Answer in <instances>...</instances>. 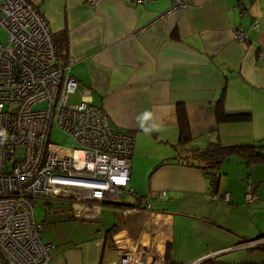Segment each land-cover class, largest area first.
<instances>
[{"label": "crops", "instance_id": "obj_1", "mask_svg": "<svg viewBox=\"0 0 264 264\" xmlns=\"http://www.w3.org/2000/svg\"><path fill=\"white\" fill-rule=\"evenodd\" d=\"M31 1L53 34L69 35L72 74L79 81L73 100L90 93L91 103L105 110L115 130L135 136L130 187L142 198L165 191L169 204L180 202L162 260L196 264L210 257L203 264H264V245L254 243L264 239V165L248 167L234 156L222 164L220 183L213 188L175 149L179 105L189 115L191 148L264 142V57L259 56L264 0H183L184 7L168 14L171 0H101L96 6L87 0ZM239 29L248 40L234 38ZM219 107L249 119L219 122ZM227 193L230 203L223 202ZM69 204L72 216L93 215ZM49 215L36 218L41 228ZM106 240L107 231L63 254L53 248L52 264H112L114 251Z\"/></svg>", "mask_w": 264, "mask_h": 264}, {"label": "built area", "instance_id": "obj_2", "mask_svg": "<svg viewBox=\"0 0 264 264\" xmlns=\"http://www.w3.org/2000/svg\"><path fill=\"white\" fill-rule=\"evenodd\" d=\"M100 1L87 0L93 6ZM171 1L169 13L185 6ZM1 31L7 38L0 39V264H52L54 245L42 239L33 202L55 198L68 199L77 211L98 213L112 235V264H167L163 246L180 202L169 204L165 191L142 198L130 187L135 136L115 130L90 93L73 100L79 88L73 59L62 63L53 32L31 0H0ZM234 38L248 40L243 29ZM54 129L76 146L51 142ZM120 194L133 195V203L117 205ZM253 197L249 188L247 198ZM223 200L230 203L232 196ZM143 217L153 222L146 226ZM254 243L264 245V239Z\"/></svg>", "mask_w": 264, "mask_h": 264}, {"label": "trees", "instance_id": "obj_3", "mask_svg": "<svg viewBox=\"0 0 264 264\" xmlns=\"http://www.w3.org/2000/svg\"><path fill=\"white\" fill-rule=\"evenodd\" d=\"M53 37L58 56L62 63H66L70 57L69 35L66 31H61L54 33ZM217 113L219 122H240L249 119V116L245 115H227L220 107ZM177 117L180 131L179 142L175 145L177 154L186 159L188 166L201 169L213 188L220 183L222 164L234 156H239L248 167L264 165V142L248 146H226L220 142H213L205 148H191L193 134L189 115L184 105L178 106ZM107 233V239L112 238L111 232ZM168 260H170V254L167 256Z\"/></svg>", "mask_w": 264, "mask_h": 264}, {"label": "rangeland", "instance_id": "obj_4", "mask_svg": "<svg viewBox=\"0 0 264 264\" xmlns=\"http://www.w3.org/2000/svg\"><path fill=\"white\" fill-rule=\"evenodd\" d=\"M7 35L4 31L0 32V39L5 41ZM51 142L60 145L66 149H72L76 146V142L54 129L51 134ZM121 198L131 201L129 195H121ZM53 204L48 205L43 200L33 202L35 215L37 219H43L46 212L50 213V218L46 221L42 230V239L45 243L54 244L53 253L63 254L71 248H77L75 245H84L87 242L101 239L107 231L102 218L91 210L93 215L89 217L71 215L69 209V200L65 198H55L50 200ZM134 201V200H133ZM132 201V202H133ZM53 212H58L57 216ZM111 244V245H110ZM113 245L112 238L106 240V248ZM260 246V245H258Z\"/></svg>", "mask_w": 264, "mask_h": 264}, {"label": "bare ground", "instance_id": "obj_5", "mask_svg": "<svg viewBox=\"0 0 264 264\" xmlns=\"http://www.w3.org/2000/svg\"><path fill=\"white\" fill-rule=\"evenodd\" d=\"M79 82V81H78ZM127 217H130V218H133V219H138L140 216H138V215H135V214H129ZM157 220V223L158 224H161L163 221H164V219L162 218V217H159L158 219H156ZM142 221L145 223V225L146 226H148V224H150L151 223V221L153 222V219H151V220H149V219H146V218H142ZM145 244H146V241H145Z\"/></svg>", "mask_w": 264, "mask_h": 264}, {"label": "water", "instance_id": "obj_6", "mask_svg": "<svg viewBox=\"0 0 264 264\" xmlns=\"http://www.w3.org/2000/svg\"><path fill=\"white\" fill-rule=\"evenodd\" d=\"M169 10H170V9H169ZM169 10L166 12V14L169 13ZM117 205H120V206H130V203L125 202V201H120V202H117ZM209 260H210V257H207V258H205L204 260H202V261H200L199 263H196V264L207 263Z\"/></svg>", "mask_w": 264, "mask_h": 264}, {"label": "flooded vegetation", "instance_id": "obj_7", "mask_svg": "<svg viewBox=\"0 0 264 264\" xmlns=\"http://www.w3.org/2000/svg\"><path fill=\"white\" fill-rule=\"evenodd\" d=\"M259 241V240H258Z\"/></svg>", "mask_w": 264, "mask_h": 264}]
</instances>
